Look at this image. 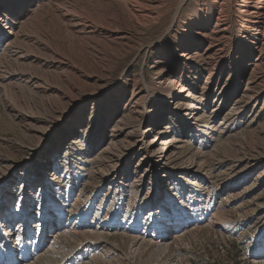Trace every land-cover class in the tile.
Listing matches in <instances>:
<instances>
[{
  "label": "rangeland",
  "instance_id": "obj_1",
  "mask_svg": "<svg viewBox=\"0 0 264 264\" xmlns=\"http://www.w3.org/2000/svg\"><path fill=\"white\" fill-rule=\"evenodd\" d=\"M192 5L193 1L187 0L184 11ZM166 15L159 24L146 26L131 36L130 51L113 63L110 74L104 78V86L109 89L123 78L126 103L121 105L120 116L127 117L128 107L134 102L152 110L166 88L159 73L161 62L166 60L159 56L164 52L167 58L169 51L166 39L161 38L171 22L172 14ZM3 53L0 65L5 57H10ZM259 59L251 75L254 79L244 81L238 94L225 104L194 114L186 133L180 131L175 117L165 121L158 136L159 150L165 147L169 153L166 165L162 166L167 177L162 185L166 188H162L161 199L152 207H148L147 198L152 188L142 180L144 172L125 164L131 155L120 157L128 146L123 145L120 155L118 151L99 148L88 153L83 128H75L66 146L60 152H51L49 143L52 135L57 137L55 129L50 136L42 135L44 126L32 133L25 131L0 99V147L6 156L0 162V185L5 187L7 211L18 215L11 210L16 198L42 213L35 214L29 224L50 213L56 221L61 216L59 207L65 213L64 223L68 219L80 222L72 230L91 237L85 235L79 241L76 232L64 229L52 246L58 255L50 260L56 264H83L92 259L97 264H264V53ZM188 60L183 70L187 84L192 89L204 87V77L209 72L206 61L191 53ZM146 85L150 90H146ZM92 88L94 85H84L86 90ZM114 93L120 97V89ZM196 95L180 102L185 108L182 118L187 117V107L197 105ZM61 106L64 112L68 110L66 103ZM128 126L123 127L129 129ZM131 132L128 130L126 142L143 135L142 131L135 135ZM38 145L50 151L51 175L46 180L47 172L33 170V180H41L22 185L27 177L25 169L32 170L38 162L32 156ZM139 157L136 154L134 160ZM194 165L196 172L183 174ZM13 173L18 177L9 179ZM219 219L218 225L211 224ZM56 229L51 227L48 233L51 235ZM95 233L101 234L102 239L93 237ZM166 233L175 237L167 247L156 250L150 242ZM132 238L144 242L133 244Z\"/></svg>",
  "mask_w": 264,
  "mask_h": 264
},
{
  "label": "bare ground",
  "instance_id": "obj_2",
  "mask_svg": "<svg viewBox=\"0 0 264 264\" xmlns=\"http://www.w3.org/2000/svg\"><path fill=\"white\" fill-rule=\"evenodd\" d=\"M192 1V8L186 12L187 0H45V3L0 0V54L6 52L10 56L0 65V99L25 131L32 133L44 126L42 135L50 136L55 129L57 137L52 135L49 143L51 152H60L76 132L75 128H83L84 148L88 153L99 148L118 151L120 155L123 145L128 146L120 157L131 155L125 164L142 169V180L152 188L147 197L148 207L154 206L161 199L162 188H166L162 185L167 180L162 166L166 165L169 153L165 147L159 150L161 138L158 136L165 121L175 117L180 131L186 133L194 114L225 104L238 94L244 81L249 83L254 79L252 72L264 53V0ZM168 13L172 14L171 22L161 38L166 39L169 51L167 58L164 52L159 56L166 59L159 68L166 88L152 110L134 102L128 107V116H120L121 105L126 103L123 78L110 89L104 86V78L110 74L113 63L131 48V36L146 26L159 24ZM190 53L206 61L209 72L204 77V87L192 89L184 78L183 70L189 64ZM85 84L94 88L86 90ZM116 89H120V97H116ZM195 93L197 105L189 104L187 117L182 118L185 108L180 102ZM62 102L68 105L66 112L62 110ZM88 103L91 105L87 109ZM116 116L120 117L114 119ZM124 125H129V129ZM128 130L133 135L142 131L143 135L126 142ZM45 148L38 145L33 149L32 156L38 162L32 170L25 169L27 177L21 181L22 185L41 180H33L30 176L33 170L47 172L46 180L51 175L50 151ZM3 151L0 147V162L6 158ZM136 154L141 157L135 161ZM192 168L183 174L196 172L197 165ZM10 175L9 179L18 177L16 173ZM4 188L0 185V264H56L50 260L58 255L52 248L55 239L64 229H74L79 221L73 223L67 218L64 223L65 213L59 207L61 216L56 221L55 215L48 211L51 215L29 224L35 214L42 213L15 198L11 210L18 215L13 216L7 211L9 203L5 200ZM29 208L30 212H26ZM220 220H213L211 224L218 225ZM51 227L57 229L50 235ZM77 231L73 232L83 241L86 234ZM94 236L102 239L101 234ZM174 237L166 233L150 243L158 250L167 247ZM138 240L132 238L133 244L144 242ZM83 264H97V260Z\"/></svg>",
  "mask_w": 264,
  "mask_h": 264
}]
</instances>
